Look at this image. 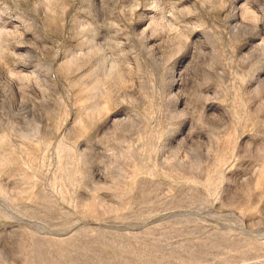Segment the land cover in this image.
<instances>
[{
    "label": "rangeland",
    "instance_id": "rangeland-1",
    "mask_svg": "<svg viewBox=\"0 0 264 264\" xmlns=\"http://www.w3.org/2000/svg\"><path fill=\"white\" fill-rule=\"evenodd\" d=\"M0 264H264V0H0Z\"/></svg>",
    "mask_w": 264,
    "mask_h": 264
}]
</instances>
